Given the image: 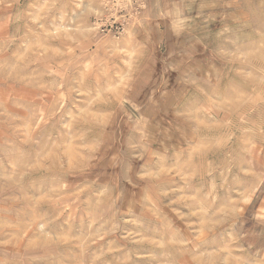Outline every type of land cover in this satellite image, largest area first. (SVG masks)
<instances>
[{
    "label": "rangeland",
    "instance_id": "obj_1",
    "mask_svg": "<svg viewBox=\"0 0 264 264\" xmlns=\"http://www.w3.org/2000/svg\"><path fill=\"white\" fill-rule=\"evenodd\" d=\"M125 2L0 0V259L8 264H221L226 254H211L222 242L180 253L170 241L211 240L221 217L248 230L264 223V47L242 39L221 51L182 93L166 143L141 150L126 139L132 156L146 153L129 172L116 163L127 122L120 105L147 77L131 72ZM208 3L213 24L239 14L224 12L236 7L231 0ZM137 32V42L151 39Z\"/></svg>",
    "mask_w": 264,
    "mask_h": 264
},
{
    "label": "clouds",
    "instance_id": "obj_2",
    "mask_svg": "<svg viewBox=\"0 0 264 264\" xmlns=\"http://www.w3.org/2000/svg\"><path fill=\"white\" fill-rule=\"evenodd\" d=\"M231 2L236 7L225 8L224 12L239 14L221 18L215 24L205 11L210 7L208 0H126L120 5L130 9L131 27L123 41L136 53L131 72L144 71L147 77L141 92L130 95L120 105L121 111L126 109L127 122L125 124L121 118L116 163L126 166L129 172L133 162L142 159L146 153L140 157L132 156L125 148L126 139L132 141L130 147L141 150L154 139L166 143L163 138L172 130L166 122L174 121L175 114L179 113L183 104L182 93L190 82L205 76L221 51L239 44L242 39L255 40L264 47V0ZM198 4L201 9L199 17L195 15ZM176 19L183 22L181 31L169 26V22ZM137 30L150 31L151 39L144 44L137 42ZM161 80L166 81L164 90L158 87ZM113 151H116L115 146ZM135 167L139 168V164ZM241 211L235 209L230 215L236 216ZM258 219L264 222V209ZM215 222L219 229L211 240L206 235H194L188 239L176 236L170 243L178 246L177 252L186 253L205 244L222 242L224 246L211 254H226L221 264H264V223L259 229L248 230L247 225L238 220L221 217ZM0 264H8V260L0 259Z\"/></svg>",
    "mask_w": 264,
    "mask_h": 264
},
{
    "label": "bare ground",
    "instance_id": "obj_3",
    "mask_svg": "<svg viewBox=\"0 0 264 264\" xmlns=\"http://www.w3.org/2000/svg\"><path fill=\"white\" fill-rule=\"evenodd\" d=\"M201 105V104H200ZM252 140V139H251ZM211 253V252H210ZM60 256V255H59Z\"/></svg>",
    "mask_w": 264,
    "mask_h": 264
}]
</instances>
